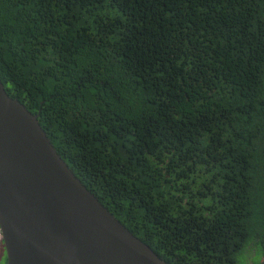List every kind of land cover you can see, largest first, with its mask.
Here are the masks:
<instances>
[{
  "label": "trees",
  "instance_id": "obj_1",
  "mask_svg": "<svg viewBox=\"0 0 264 264\" xmlns=\"http://www.w3.org/2000/svg\"><path fill=\"white\" fill-rule=\"evenodd\" d=\"M0 79L168 264L264 259V0H0Z\"/></svg>",
  "mask_w": 264,
  "mask_h": 264
},
{
  "label": "water",
  "instance_id": "obj_2",
  "mask_svg": "<svg viewBox=\"0 0 264 264\" xmlns=\"http://www.w3.org/2000/svg\"><path fill=\"white\" fill-rule=\"evenodd\" d=\"M0 229L7 264H168L84 185L1 79Z\"/></svg>",
  "mask_w": 264,
  "mask_h": 264
},
{
  "label": "rangeland",
  "instance_id": "obj_3",
  "mask_svg": "<svg viewBox=\"0 0 264 264\" xmlns=\"http://www.w3.org/2000/svg\"><path fill=\"white\" fill-rule=\"evenodd\" d=\"M2 254H3V257L6 255L4 244H3L2 237H1V234H0V264H7L6 259L1 258Z\"/></svg>",
  "mask_w": 264,
  "mask_h": 264
},
{
  "label": "flooded vegetation",
  "instance_id": "obj_4",
  "mask_svg": "<svg viewBox=\"0 0 264 264\" xmlns=\"http://www.w3.org/2000/svg\"><path fill=\"white\" fill-rule=\"evenodd\" d=\"M4 257H5V256H4ZM4 257H3V254H2L1 258H4Z\"/></svg>",
  "mask_w": 264,
  "mask_h": 264
},
{
  "label": "clouds",
  "instance_id": "obj_5",
  "mask_svg": "<svg viewBox=\"0 0 264 264\" xmlns=\"http://www.w3.org/2000/svg\"><path fill=\"white\" fill-rule=\"evenodd\" d=\"M1 230V229H0ZM1 234V233H0ZM1 237H2V235H1ZM3 241V240H2Z\"/></svg>",
  "mask_w": 264,
  "mask_h": 264
},
{
  "label": "built area",
  "instance_id": "obj_6",
  "mask_svg": "<svg viewBox=\"0 0 264 264\" xmlns=\"http://www.w3.org/2000/svg\"><path fill=\"white\" fill-rule=\"evenodd\" d=\"M0 233H1V230H0Z\"/></svg>",
  "mask_w": 264,
  "mask_h": 264
}]
</instances>
